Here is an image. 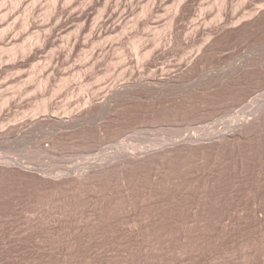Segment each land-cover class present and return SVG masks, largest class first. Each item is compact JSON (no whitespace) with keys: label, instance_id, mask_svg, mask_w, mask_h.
Returning a JSON list of instances; mask_svg holds the SVG:
<instances>
[{"label":"rangeland","instance_id":"374dc122","mask_svg":"<svg viewBox=\"0 0 264 264\" xmlns=\"http://www.w3.org/2000/svg\"><path fill=\"white\" fill-rule=\"evenodd\" d=\"M227 1L0 0V264H264V121L242 141L223 145L217 140L264 107V16L246 33L241 30L250 23V10H264V0ZM232 13L243 20L238 28H233L239 20ZM243 13L247 22L241 19ZM78 14L87 19L76 20ZM196 20L208 21L203 24L210 27L204 30ZM225 23H234L233 29L222 31ZM195 25L202 32H195ZM208 31L213 54L188 69L186 63ZM140 37L145 40L138 42L139 48ZM158 38L161 44L154 43ZM131 42L138 44V51ZM253 58L257 66L240 67ZM177 73L182 81L177 79L181 91L176 94L158 98L149 93L117 114L100 110L94 122L74 128L59 130L55 123L72 115V109L78 113L86 104L102 102L115 85L160 87L159 80ZM231 76L235 80L228 84ZM221 77L225 84L205 86ZM210 131L222 135L215 139ZM202 134L216 141L202 147L192 143ZM163 149L171 151L153 157L154 162L126 160L134 153ZM115 159L112 171L89 172Z\"/></svg>","mask_w":264,"mask_h":264},{"label":"bare ground","instance_id":"6f19581e","mask_svg":"<svg viewBox=\"0 0 264 264\" xmlns=\"http://www.w3.org/2000/svg\"><path fill=\"white\" fill-rule=\"evenodd\" d=\"M16 1V0H15ZM173 1V0H172ZM188 1V0H187ZM252 1V0H251ZM55 2H56V0H55ZM68 2V1H67ZM76 2V1H75ZM151 2V1H150ZM182 2V1H181ZM221 2H226V4H227V0H225V1H222L221 0ZM232 2V1H231ZM240 2H242L241 0H240ZM19 2H17L16 4H18ZM21 3H22V0H21ZM57 3V2H56ZM238 3V2H237ZM251 3V2H250ZM14 4V3H13ZM53 4H54V2H53ZM69 4V3H68ZM70 4H71V2H70ZM173 4V3H172ZM178 4V3H177ZM180 4V3H179ZM184 4V3H183ZM186 4V3H185ZM225 4V3H224ZM254 4V3H253ZM25 5V4H24ZM55 5V4H54ZM157 5V4H156ZM221 5V4H220ZM235 5V4H234ZM239 5V4H238ZM264 5V4H263ZM51 6V5H50ZM135 6V5H134ZM177 6H180V5H177ZM228 6H229V3H228ZM227 5H225V7H226V9H227V7H228ZM237 6V5H236ZM245 6V5H244ZM255 6V5H254ZM256 6H259V5H256ZM13 7V6H12ZM53 7V6H52ZM66 7V6H65ZM146 7H148V6H146ZM154 7V6H153ZM166 7H167V5H166ZM224 7V6H223ZM224 7V8H225ZM230 7V6H229ZM237 7H239V6H237ZM237 7H236V9H237ZM118 8V7H117ZM132 8V7H131ZM149 8V7H148ZM158 8V7H157ZM172 8V7H171ZM242 8V7H241ZM180 9V8H179ZM234 9V8H233ZM254 9V8H253ZM253 9L252 10H250V13L253 11ZM257 9V8H256ZM261 10H257V12H255V11H253L252 13H254V14H250V13H247V17L250 19V23H246V24H244L242 27H241V30H243L244 32H245V30L246 29H249L248 28V26H251L250 24H252L253 25V23H255V22H257V21H259V19L261 18L262 19V17L264 16V10H262V8H260ZM263 9H264V7H263ZM63 10V9H62ZM106 10V9H105ZM145 10H147V9H145ZM144 10V11H145ZM152 10H153V8H152ZM154 10H155V8H154ZM184 10V9H183ZM182 10V11H183ZM225 10V9H224ZM224 10H222V11H224ZM242 10V9H241ZM32 11V10H31ZM52 11V10H51ZM139 11V10H138ZM180 11V10H179ZM227 11V10H226ZM225 11V13H227L228 14V12H226ZM230 11H231V9H230ZM3 12V11H2ZM62 12V11H61ZM72 12V11H71ZM86 12V11H85ZM110 12V11H109ZM121 12V11H120ZM148 12V11H147ZM146 12V13H147ZM166 12H167V10H166ZM185 12V11H184ZM220 12V11H219ZM56 13V12H55ZM81 13H83V12H81ZM89 13V12H88ZM111 13V12H110ZM133 13H134V11H133ZM144 13V12H143ZM154 13V12H153ZM152 13V14H153ZM173 13V12H172ZM222 13V12H221ZM220 13V14H221ZM246 13V12H245ZM69 14H71V13H69ZM68 14V15H69ZM121 14V13H120ZM127 14V13H126ZM137 14V13H136ZM141 14V13H140ZM155 14V13H154ZM182 14V13H181ZM223 14H224V12H223ZM233 14V13H232ZM235 15H236V13H234ZM233 14V15H234ZM239 14V13H238ZM248 14H249V16H248ZM30 15V14H29ZM79 15V14H78ZM77 15V16H78ZM109 15V14H108ZM134 15V14H133ZM148 15V14H147ZM193 15V14H192ZM219 15V14H218ZM126 16V15H125ZM139 16V15H138ZM174 16V15H173ZM172 16V17H173ZM176 16V15H175ZM201 16V15H200ZM204 16V15H203ZM217 16V15H216ZM222 16V15H221ZM227 16V15H226ZM228 16L229 17H232V16H230L229 14H228ZM237 16V15H236ZM73 17V16H72ZM88 17V16H87ZM109 17V16H108ZM120 17V16H119ZM140 17V16H139ZM159 17V16H158ZM160 17H162V16H160ZM223 17H225V16H223ZM223 17H221V18H223ZM235 17V16H234ZM238 17V16H237ZM237 17H235V18H237ZM241 17H243V18H241V19H245V14L243 13V16H241ZM29 18V17H28ZM27 18V19H28ZM57 18H58V16H57ZM62 18V17H61ZM84 18H86V15L85 16H82V15H79V18L78 19H76V20H79V21H81L80 19H84ZM194 18V17H193ZM196 18V17H195ZM208 18V17H207ZM221 18L219 19V20H221ZM233 18V17H232ZM247 18V19H248ZM87 19V18H86ZM111 19V18H110ZM128 19V18H127ZM179 19H181V18H179ZM200 19H202L201 17H200ZM228 19V17L226 18V20ZM247 19H245L246 20V22H247ZM65 20V19H64ZM71 20V19H70ZM72 20H74L73 18H72ZM131 20V19H130ZM143 20V19H142ZM159 20V19H158ZM176 20V19H175ZM182 20V19H181ZM193 20V19H192ZM199 20V19H198ZM203 20V19H202ZM218 20V19H217ZM225 19L223 18L220 22H221V25H222V22H225L224 21ZM230 20H231V18H230ZM230 20H228V21H230ZM236 20V19H235ZM238 20H239V22H238ZM238 20H236L238 23H236V25H234L233 26V28H238V26H237V24L239 25V23L241 24V21H243V20H241L240 21V19H239V17H238ZM244 20V21H245ZM69 21V20H68ZM84 21V20H83ZM138 21V20H137ZM154 22H155V20H153ZM152 21V22H153ZM173 21V20H172ZM171 21V22H172ZM197 21V20H196ZM233 21V20H232ZM28 22V21H27ZM60 22V21H59ZM112 22V21H111ZM153 22V23H154ZM175 22V23H174ZM193 22V21H192ZM198 22V21H197ZM205 22H207L208 23V21H204V22H202V24L200 23V22H198V23H200L202 26L203 25H205V24H203V23H205ZM216 22V21H215ZM218 22V21H217ZM220 22H219V25L218 26H220ZM62 23V22H61ZM66 23V22H65ZM68 23V22H67ZM66 23V24H67ZM98 23V22H97ZM96 23V24H97ZM103 23V22H102ZM125 23V22H124ZM172 23H174V24H177L176 23V21H173ZM172 23H170V24H172ZM211 23V22H210ZM235 23V22H234ZM234 23H232V24H234ZM243 23V22H242ZM260 23V22H259ZM7 24V23H6ZM11 24V23H10ZM95 24V25H96ZM173 24V25H174ZM193 24H195L194 22H193ZM192 24V25H193ZM200 24H197L198 26L200 25ZM232 24H229V26H231V28H232ZM8 25V24H7ZM188 25V24H187ZM190 25V24H189ZM197 25H195V26H197ZM216 25V24H215ZM242 25V24H241ZM14 26V25H13ZM24 26V25H23ZM66 25L64 24V27H65ZM97 26V25H96ZM117 26V25H116ZM118 26H119V24H118ZM138 26V25H137ZM150 26V25H149ZM153 26V25H152ZM177 26V25H176ZM196 27V31L195 32H198V33H200V32H202V30L200 29V27ZM210 27V24L208 25H205V27ZM228 26V24H226L225 23V25H223L222 26V31H227V30H229V27ZM258 26V25H257ZM11 27V26H10ZM10 27H7V28H10ZM63 27V28H64ZM170 27V26H169ZM168 27V28H169ZM173 27V26H172ZM204 27V28H205ZM207 27H206V29H204V30H207ZM23 28V27H22ZM27 28V27H26ZM94 28H96L95 26H94ZM94 28H92V29H94ZM112 28V27H111ZM152 28V27H151ZM195 29V27H192V29ZM202 29H203V27H201ZM232 28V29H233ZM6 29V28H5ZM129 29V28H128ZM139 29V28H138ZM155 29V28H154ZM159 29H161V28H159ZM158 29V30H159ZM172 29V28H171ZM190 28H188V30H189ZM10 30V29H9ZM96 29H94V30H92V31H95ZM103 30H105V29H103ZM106 30H107V28H106ZM123 30V29H122ZM125 30V29H124ZM152 30V29H151ZM158 30H156L155 29V31L157 32ZM175 30V29H174ZM203 30V31H204ZM221 30V29H220ZM2 31V30H1ZM102 31V30H101ZM100 31V32H101ZM108 31V30H107ZM107 31H104L105 32V34L108 36V34L106 33ZM116 31V30H115ZM131 31V30H130ZM154 31V30H153ZM161 31V30H160ZM171 31V30H170ZM191 31V30H190ZM193 31V34H195L194 33V30H192ZM192 31H191V33H192ZM247 31V30H246ZM249 31V30H248ZM5 32V31H4ZM10 32V31H9ZM34 32H35V30H34ZM67 32V31H66ZM98 32V30L96 31V32H93V34L95 33H97ZM99 32V33H100ZM111 32V31H110ZM110 32H109V34H110ZM129 32V31H128ZM144 32V31H143ZM146 32V31H145ZM155 32V33H156ZM64 33H65V31H64ZM79 33V32H78ZM91 33V32H90ZM99 33H98V35L97 36H99ZM123 33V32H122ZM124 33H127V30H125V32ZM151 34H152V32H150ZM170 33H172V31L170 32ZM180 33V32H179ZM188 33V32H187ZM209 33V31L207 32V33H203V36L204 37H202V38H204L203 40H205V42H204V44H203V42H201L200 44H199V46H201L200 48H199V46H198V52H197V54L196 53H193L192 51V53H193V55H192V53L190 54V56L192 55L193 57L191 58V59H189L190 61L189 62H187L186 64H187V68L188 69H190V68H192L193 66H195L198 62H200V60L201 59H203V57H205L206 55H208V54H210V53H212L214 50H215V48L213 47V45H212V43H213V40L210 38V35H212V33L209 35L208 34ZM216 33V32H215ZM224 33V32H223ZM246 33V32H245ZM4 34V33H3ZM31 34V33H30ZM39 34V33H38ZM53 34V33H52ZM84 34V33H83ZM94 34V35H95ZM101 35H103L102 33H100ZM129 34V33H128ZM148 34V33H147ZM157 34H159V33H157ZM165 34V33H164ZM181 34V33H180ZM202 34V33H201ZM200 34V35H201ZM242 34V33H241ZM241 34H239V35H241ZM32 35V34H31ZM37 35V34H36ZM177 35H178V33H177ZM197 35V34H196ZM199 35V34H198ZM243 35V34H242ZM0 36H2V34L0 35ZM29 36V35H28ZM35 36V35H34ZM96 36V35H95ZM117 36V35H116ZM125 36V35H124ZM127 36V35H126ZM154 36V35H153ZM155 36H157V35H155ZM154 36V37H155ZM158 36H160V34L158 35ZM157 36V37H158ZM162 36H163V33H162ZM166 36V35H165ZM193 36V35H192ZM191 36V37H192ZM195 36V35H194ZM205 36H206V38H205ZM100 37V36H99ZM98 37V38H99ZM112 37V36H111ZM121 37H122V35H121ZM143 37V36H142ZM148 37V36H147ZM151 37V36H150ZM154 37H153V39H154ZM157 37H155V39L157 38ZM198 37L199 36H197V39H198ZM28 38V37H27ZM26 38V39H27ZM90 38V37H89ZM88 38V39H89ZM104 38V37H103ZM110 38V37H109ZM108 38V39H109ZM123 38V37H122ZM129 38V37H128ZM162 38V37H161ZM175 38V37H174ZM184 38H185V36H184ZM188 38V37H187ZM202 38H199V39H202ZM30 39V38H29ZM101 39V38H100ZM120 39V38H119ZM141 41H139V40H137L136 42L138 43V42H143L145 39H143L142 40V38L140 37L139 38ZM154 39V40H155ZM178 39H179V37H178ZM191 39H193V38H191ZM195 40H197L196 39V37L194 38ZM36 40V39H35ZM98 40V39H97ZM111 40V39H110ZM109 40V41H110ZM118 40V39H117ZM123 40V39H122ZM130 40V39H129ZM169 40H170V38H169ZM188 41L190 40V39H187ZM23 41V40H22ZM32 41V40H31ZM39 41V40H38ZM44 41V40H43ZM91 41H93V40H91ZM99 41V40H98ZM101 41V40H100ZM105 41H107L106 39H105ZM114 41V40H113ZM126 41V40H125ZM131 41V40H130ZM134 41H135V39H134ZM150 41V40H149ZM153 41V40H152ZM160 41H162V39H157L156 41H154V43H156V44H159V42ZM171 42L173 41V35H172V39L170 40ZM182 41V40H181ZM192 42H193V40H191ZM202 41V40H201ZM26 42V41H25ZM30 42V41H29ZM36 41H34V43H35ZM80 42V41H79ZM88 42V41H87ZM102 42V41H101ZM100 42V43H101ZM116 42V41H115ZM115 42H113L112 43V45L115 43ZM120 42V41H119ZM118 42V43H119ZM136 42H131V43H134V44H132V48L134 47V46H136L134 49H136L137 50V47H138V44H139V48L141 47V45L142 44H140V43H138L137 45L135 44ZM174 42H175V40H174ZM177 42V41H176ZM179 42V41H178ZM186 42V41H185ZM27 43V42H26ZM32 43V42H31ZM39 43V42H38ZM77 43V42H76ZM95 43V42H94ZM96 43H98V42H96ZM103 43V42H102ZM117 43V45H119ZM146 43V42H145ZM149 43V42H148ZM165 43V42H164ZM186 43H188V42H186ZM108 44V43H107ZM147 44V43H146ZM160 44H161V42H160ZM168 44H170V42L168 43ZM18 45V44H17ZM21 45V44H20ZM26 45V44H25ZM88 45V44H87ZM111 45V46H112ZM171 45H173L172 43H171ZM190 45V44H189ZM12 46V45H11ZM24 46V45H23ZM22 46V47H23ZM94 47H95V45H93ZM97 46V45H96ZM102 46V45H101ZM114 46V45H113ZM128 46V45H127ZM156 47H157V45H155ZM160 46V45H159ZM163 46V45H162ZM182 46V45H181ZM185 46V45H184ZM183 46V47H184ZM192 46V45H191ZM131 47V46H130ZM147 47V46H146ZM151 47V46H150ZM182 47V48H183ZM187 47V46H186ZM216 47V46H215ZM218 47V46H217ZM3 48V47H2ZM6 48V47H5ZM15 48V47H14ZM32 48V47H31ZM98 48V47H97ZM103 48V47H102ZM126 48V47H125ZM124 48V49H125ZM155 48V47H154ZM158 48V47H157ZM163 48V47H162ZM170 48H172V47H170ZM11 49V48H10ZM23 49V48H22ZM112 49H113V47H112ZM112 49H110V50H112ZM123 49V50H124ZM159 49V48H158ZM173 49V48H172ZM184 49V48H183ZM189 49V48H188ZM196 49V48H195ZM6 50V49H5ZM28 50V49H27ZM127 50V49H126ZM193 50H194V48H193ZM4 51V50H3ZM108 50H106V52H107ZM122 51V50H121ZM120 51V52H121ZM133 51H135V50H133ZM138 51V50H137ZM153 51V50H152ZM164 51H167V50H164ZM182 51V50H181ZM18 51H16V53H17ZM24 53H25V51H23ZM92 52V51H91ZM94 52H95V50H94ZM100 52V51H99ZM118 52V51H117ZM131 52H132V50H131ZM130 52V53H131ZM141 52V51H140ZM149 52L150 51H148V54H147V52H145L147 55V57H149V55L151 56V54H149ZM154 52H156V51H154ZM159 52V51H158ZM168 52V51H167ZM171 52V51H170ZM183 52V51H182ZM190 52V51H189ZM3 53V52H2ZM1 53V54H2ZM11 53V52H10ZM13 53V52H12ZM87 53V52H86ZM93 53V52H92ZM105 53V52H104ZM108 53V52H107ZM116 53V52H115ZM119 53V52H118ZM162 53V52H161ZM89 54V53H88ZM97 54H98V52H97ZM97 54H96V56H97ZM106 54V53H105ZM177 54H178V52H177ZM196 54V55H195ZM213 54V53H212ZM8 55V54H7ZM13 55H14V53H13ZM92 55V54H91ZM90 55V56H91ZM107 55V54H106ZM121 55L122 54H120L119 56L121 57ZM125 55V54H124ZM162 55V54H161ZM170 55V54H169ZM176 55V54H175ZM263 55V54H262ZM15 56V55H14ZM89 56V57H90ZM94 56H95V53H94ZM145 56V55H144ZM145 56V57H146ZM163 56H165L164 58H166V54L165 55H163ZM186 56V55H185ZM187 56H189V55H187ZM3 57V56H2ZM16 57V56H15ZM88 57V58H89ZM98 57V56H97ZM109 57V56H108ZM118 57V56H117ZM133 58H134V55L132 56ZM131 57V58H132ZM210 57V56H209ZM143 58L144 57H142V60H143ZM163 58V59H164ZM171 58V57H170ZM188 58V57H187ZM190 58V57H189ZM74 59V58H73ZM85 59V58H84ZM90 59H92V58H90ZM89 59V60H90ZM97 59V58H96ZM123 59V58H122ZM147 59V58H146ZM150 59V58H149ZM148 59V60H149ZM168 59V58H167ZM184 59V58H183ZM10 60V59H9ZM68 60V59H67ZM82 60V59H81ZM80 60V61H81ZM87 60V59H86ZM107 60V59H106ZM109 60V59H108ZM124 60H125V58H124ZM133 60V59H132ZM172 60V59H171ZM181 60V59H180ZM255 60H256V58H255ZM262 60V59H261ZM2 61V60H1ZM0 61V62H1ZM5 61V60H4ZM74 61H75V59H74ZM93 61V60H92ZM118 61V60H117ZM127 61V60H126ZM126 61H125V63H124V65L126 64ZM128 61H129V59H128ZM139 61V60H138ZM73 62V61H72ZM86 62V61H85ZM91 62V61H90ZM102 62V61H101ZM100 62V63H101ZM103 62H104V60H103ZM106 62V61H105ZM157 62V61H156ZM169 62V61H168ZM182 62V61H181ZM82 63H84V60H83V62ZM81 63V64H82ZM138 63V62H137ZM142 63H143V61H142ZM141 63V64H142ZM92 64V63H91ZM114 64V63H113ZM120 64V63H119ZM179 64V63H178ZM181 64V63H180ZM254 64V66L256 65L257 66V64H256V61H254V58H253V61H250V62H248V63H244V65H241L240 67H243V68H245L244 66H246V67H248L249 65H253ZM54 65V64H53ZM75 65V64H74ZM97 65V64H96ZM108 65V64H107ZM110 65V64H109ZM115 65V64H114ZM143 65V64H142ZM153 65H155V64H153ZM158 65H160V64H158ZM166 65V64H165ZM202 65V64H201ZM72 66V65H71ZM76 66V65H75ZM80 66V65H79ZM87 66V65H86ZM91 66V65H90ZM95 66V65H94ZM146 66V65H145ZM149 66V65H148ZM148 66H147V68H148ZM151 66V65H150ZM171 66V65H170ZM181 66H183V65H181ZM264 66V65H263ZM64 67V66H63ZM89 67V66H88ZM174 67V66H173ZM175 67H178V66H175ZM54 68V67H53ZM52 68V69H53ZM150 68V67H149ZM239 68V67H238ZM243 68H241L240 69V71H242V70H244ZM93 69V68H92ZM99 69V68H98ZM165 69V68H164ZM182 69V68H181ZM187 69V70H188ZM257 69V68H256ZM89 70V69H88ZM126 70V69H125ZM146 70V69H145ZM167 70V69H166ZM169 70V69H168ZM167 70V71H168ZM197 70V69H196ZM195 70V71H196ZM260 70H261V68H260ZM264 70V69H263ZM99 71V70H98ZM109 71V70H108ZM142 71V70H141ZM170 71V70H169ZM175 71V70H174ZM184 71V70H183ZM191 71V70H190ZM239 71V72H240ZM57 72V71H56ZM62 72V71H61ZM93 72H94V70H93ZM171 72H173V71H171ZM176 72V71H175ZM181 72V71H180ZM187 72V71H186ZM247 72V71H246ZM50 73V72H49ZM52 73H54V72H52ZM64 73V72H63ZM66 73V72H65ZM108 73V72H107ZM152 73V72H151ZM157 73V72H156ZM170 73V72H169ZM241 73V72H240ZM86 74H88V73H86ZM95 74V73H94ZM125 74V73H124ZM165 75H166V73H164ZM163 74V75H164ZM171 74V73H170ZM238 74V73H237ZM246 74V73H245ZM245 74H244V77H245ZM252 74V73H251ZM32 75V74H31ZM49 75V74H48ZM54 75V74H53ZM89 75V74H88ZM172 75H174V74H172ZM180 75V74H179ZM178 75V73H177V75L175 76V77H173V79H172V76H171V79H170V77L168 78V79H165V80H163V81H158L162 86H160V87H154V86H152V85H149V84H147V83H138V84H123V85H120L118 88H116L117 86L115 85V88H113L112 89V91H110V92H108L109 90H111V89H109L108 91H107V93L106 92H103V93H106L107 95L104 97L103 96V98H101V99H104V100H101L102 102H98V104L97 105H95V104H93V103H91V104H86L84 107H82L83 109H81V107H80V109L81 110H78L77 109V112L78 113H76V112H74V110L72 109V111H73V114H72V111H71V113L70 114H72V115H68V114H66L67 115V117L66 118H59V117H57V118H59V120H56L55 121V123L59 126V130L61 129V130H63V129H67V128H74V127H77V126H79L82 122H88V123H92V122H94V120H96V116H97V114H98V112L100 111V110H104V111H106V112H109V113H115L119 108L121 109V107H123L124 105L126 106V105H128V103L130 104V102L132 103V101H135V100H140V99H142V98H146L147 97V95L149 94V93H155L156 95H157V97L159 96V97H161L162 96V98H163V95H166L165 97H167L169 94L171 95V94H176V93H178L179 91H181V87L179 88L178 87V81H177V79H179L180 78V76ZM222 75H224V74H222ZM240 75V74H239ZM249 75V74H248ZM85 76V75H84ZM91 76V75H90ZM94 76V75H93ZM156 76V75H155ZM226 76V75H225ZM243 76V75H242ZM60 77H62V76H60ZM59 77V78H60ZM86 77V76H85ZM92 77V76H91ZM98 77V76H97ZM106 77V76H105ZM104 77V78H105ZM163 77V76H162ZM189 77V76H188ZM55 78V77H54ZM57 78V77H56ZM95 78V77H94ZM100 78V77H99ZM160 78V77H159ZM220 78V77H219ZM223 77H221V79H218L217 78V80H215L214 78V82L212 83H210V81H211V79H210V81H207V83L209 82V85L208 84H206L205 86L208 88V87H218L219 85H222L223 83H224V81H223V79H222ZM237 78V77H236ZM239 78V77H238ZM243 78V77H242ZM45 79V78H44ZM61 79V78H60ZM59 79V80H60ZM63 79V78H62ZM61 79V80H62ZM98 79V78H97ZM212 79V80H213ZM235 80V78H234V76H231L230 77V79L227 81V83L228 84H231V82H232V80ZM40 80H42V79H40ZM82 80V79H81ZM125 80V79H124ZM127 80V79H126ZM130 80V79H129ZM180 81H182L181 79H179ZM238 80V79H237ZM48 81V80H47ZM66 81L68 82V80L66 79ZM145 81V80H144ZM190 81V80H189ZM239 81V80H238ZM242 81V80H241ZM42 82V81H41ZM56 82V81H55ZM67 82H65V83H67ZM128 82V81H127ZM135 82V81H134ZM185 82V81H184ZM235 82V81H234ZM124 83V82H123ZM130 83V82H129ZM187 83V82H186ZM226 83V82H225ZM224 83V84H225ZM236 83V82H235ZM44 84V83H43ZM105 84V83H104ZM121 84H122V82H121ZM182 83H180V85H181ZM242 84V83H241ZM37 85V84H36ZM46 85V84H45ZM233 85H235V84H233ZM238 85H239V83H238ZM62 86V85H61ZM232 86V85H231ZM247 86V85H246ZM38 87V86H37ZM36 87V88H37ZM83 87L84 86H82V87H80V89H81V91L82 90H84L85 89V87H84V89H83ZM87 87V86H86ZM106 87V86H105ZM203 88H205L204 86H202ZM27 88V87H26ZM40 88H41V90L43 89L42 87H41V83H40ZM102 88V87H101ZM111 88V87H110ZM178 88L180 89L179 91H178ZM209 88V89H210ZM232 88H234V86L232 87ZM244 88V87H243ZM254 88V87H253ZM55 89V88H54ZM102 89H104V86H103V88ZM200 89V88H199ZM206 89V88H205ZM44 90V89H43ZM105 90H107L106 88H105ZM201 90V89H200ZM208 90V89H207ZM252 90V89H251ZM28 91V90H27ZM45 91V90H44ZM101 91H103V90H101ZM206 91V90H205ZM209 91V90H208ZM216 92H218L217 90H215ZM236 91V90H235ZM23 92V91H22ZM46 92V91H45ZM100 92V91H99ZM183 92V91H182ZM200 92V91H199ZM213 92V91H212ZM232 92V91H231ZM29 93V92H28ZM98 93V92H97ZM211 93V92H210ZM209 93V94H210ZM250 93V92H249ZM30 94V93H29ZM28 94V95H29ZM54 94V93H53ZM193 94V93H192ZM203 94V93H202ZM231 94V93H230ZM239 94V93H238ZM245 94V93H244ZM26 95V94H25ZM51 95V94H50ZM95 95V94H94ZM93 95V96H94ZM105 95V94H104ZM197 95V94H196ZM195 95V96H196ZM201 95V94H200ZM249 95V94H248ZM98 96H100V95H98ZM190 96V95H189ZM243 96V95H242ZM83 97H84V95H83ZM97 97V96H96ZM158 97V98H159ZM164 97V98H165ZM200 97V96H199ZM6 98V97H5ZM9 98V97H8ZM7 98V99H8ZM46 98H47V96H46ZM92 98V97H91ZM236 98V97H235ZM42 99V98H41ZM51 99V98H50ZM90 99V98H89ZM99 99V98H98ZM183 99V98H182ZM244 99V98H243ZM6 100V99H5ZM46 100V99H45ZM44 100V103L46 102ZM83 100V99H82ZM241 99H239V101H240ZM2 101V100H1ZM42 101H43V99H42ZM92 101V100H91ZM97 101V100H96ZM153 101V100H152ZM157 101H158V99H157ZM243 101V100H242ZM5 102V101H4ZM8 102H10V101H7V103ZM82 102H84V101H82ZM89 102H90V100H89ZM6 103V105H8ZM43 103V102H42ZM43 103V104H44ZM47 103V102H46ZM88 103V102H87ZM100 103V104H99ZM141 103V102H140ZM238 103V102H237ZM43 104H41L39 107H41L42 106V108L44 107V105ZM50 104V103H49ZM81 104V103H80ZM2 105H4V104H2ZM88 105V106H87ZM235 105V104H234ZM5 106V105H4ZM38 106V105H37ZM52 106V105H51ZM124 106V107H125ZM132 106V105H131ZM264 106V105H263ZM47 107V106H46ZM46 107H44V108H46ZM127 107V106H126ZM48 108H49V106H48ZM53 108V107H52ZM230 108V107H229ZM39 110H41L40 108H38ZM67 109V108H66ZM66 109H64V110H66ZM119 109V110H120ZM231 109V108H230ZM45 111H49V110H47V108L46 109H44ZM35 111H37V110H35ZM241 111H243V110H241ZM43 112V111H42ZM103 112V111H102ZM244 112V111H243ZM242 112V113H243ZM38 113H40V112H38ZM46 113V112H45ZM52 113V112H51ZM69 113V112H68ZM75 113V114H74ZM105 113V112H104ZM118 112H116V114H117ZM238 113H240V112H238ZM253 113H254V115H252L253 116V118H251V119H248V120H245V121H241L242 120V117H241V122H242V124H239V125H241V126H239L238 125V128H236L235 130H233L234 128H232L231 130H229L230 131V133H227V132H229V131H227V132H223V133H225V134H223L222 135V133H220V134H218L217 133V135H222V136H217V135H214L215 133H216V131H215V133H212L211 131V133H212V135H213V137L214 136H217V137H219V138H217V140L219 141V142H222V144L224 145L225 143L224 142H227V141H236V140H241L242 141V139L244 138V135H246L247 137H248V135L250 134V133H252V132H254V130L257 132V130H260V129H258V125H261V124H263L262 123V121H264V107H259V108H256V110L255 111H253ZM103 114V113H102ZM241 114V113H240ZM245 113H243V115H244ZM56 115V114H55ZM60 115V114H59ZM64 115V114H63ZM65 115V116H66ZM242 115V114H241ZM106 116V115H105ZM237 117V116H236ZM236 117H233V118H236ZM36 118V117H35ZM101 118V117H100ZM239 118V117H238ZM111 119V118H110ZM34 120V119H33ZM36 120V119H35ZM239 120V119H238ZM237 121V120H236ZM96 122V121H95ZM105 122V121H104ZM107 122H109V121H107ZM236 123V122H235ZM37 124H39V122H37L36 121V123H34V125H37ZM94 124V123H93ZM29 125V124H28ZM40 125V124H39ZM105 124H103V126H104ZM172 125V124H171ZM177 125V124H176ZM38 126V125H37ZM258 126V127H257ZM31 127V126H30ZM36 127V126H35ZM102 127V126H101ZM174 127V126H173ZM232 127V126H231ZM34 128V127H33ZM182 128V130H183V126L181 127ZM257 130H256V129ZM36 129H37V127H36ZM40 129V128H39ZM80 129H81V127H80ZM83 129V128H82ZM81 129V130H82ZM97 129V128H96ZM173 129V128H172ZM175 129H179L178 127L177 128H175ZM230 129V128H229ZM264 129V128H263ZM263 129H262V131H263ZM33 130V129H32ZM182 130H180L179 129V131H181L182 133L184 132V130L182 131ZM186 130V129H185ZM76 131V130H75ZM74 131V132H75ZM78 131V130H77ZM99 131V130H98ZM102 131V130H101ZM167 131V130H166ZM169 131H170V129H169ZM173 131H175V133H176V130H173ZM58 132V131H57ZM172 132V131H171ZM207 132H208V130H207ZM207 132L205 133V134H207ZM60 133H61V131H60ZM169 133V132H168ZM173 133V132H172ZM182 133H179L178 132V134H182ZM210 133V134H211ZM227 133V134H226ZM260 133H262V132H260ZM178 134H177V136H178ZM197 134V133H196ZM204 134V133H203ZM202 134V136H197V137H193L192 138V140L190 139V142L192 141V143H196L197 145L199 144V145H201V144H207V142L209 143H213V141L215 142L216 140V138L214 139V138H209L208 136H207V138H204L205 136ZM210 134H209V136H210ZM176 135V134H175ZM175 135H173V137L172 138H174V137H176ZM193 135V134H192ZM201 135V134H200ZM211 135V136H212ZM254 135V134H253ZM171 136V135H170ZM191 136V135H190ZM249 136H251V135H249ZM169 138V137H168ZM171 138V137H170ZM188 138H189V136H188ZM184 139V138H183ZM186 139V138H185ZM185 139H184V141H185ZM206 139V140H205ZM166 140V139H165ZM172 139H170V141H171ZM175 140V139H174ZM205 140V141H204ZM217 141V142H218ZM238 141V142H239ZM163 144H164V142L163 141H161ZM161 142L160 143H158V144H161ZM165 142H167V140L165 141ZM168 142H169V140H168ZM167 142V143H168ZM173 142V141H172ZM179 142H181V141H179ZM189 142V141H188ZM218 142V143H219ZM237 142V141H236ZM170 143V142H169ZM176 143H177V141H176ZM182 143H183V141H182ZM218 143H216V144H218ZM123 144V143H122ZM125 144V143H124ZM166 144V143H165ZM164 144V145H165ZM171 144V143H170ZM185 144H186V142H185ZM185 144H182V146H184ZM219 144H221V143H219ZM221 144V145H222ZM227 144V143H226ZM229 144V143H228ZM173 145V144H172ZM178 145V144H177ZM180 146H181V144H179ZM192 144L191 143H189V145L188 146H191ZM198 145V146H199ZM231 145V144H230ZM120 146V145H119ZM157 146V147H156ZM171 146V145H170ZM176 146V145H175ZM174 146V147H175ZM182 146H181V148H182ZM187 146V145H186ZM197 146V147H198ZM203 145H201V147H202ZM204 146H206V145H204ZM210 146V145H209ZM220 146V145H219ZM124 147H125V145H124ZM153 147H156V149L157 148H159V146L158 145H155V146H153ZM163 147H166V146H163ZM176 147H178V146H176ZM175 147V148H176ZM212 147V146H211ZM224 147V146H223ZM35 147H33V149H34ZM119 148V147H118ZM128 148V147H127ZM151 148H152V146H151ZM150 148V149H151ZM162 148V147H161ZM167 148H168V146H167ZM180 148V149H181ZM184 148H186V147H184ZM193 148V147H192ZM195 148V147H194ZM200 148V147H199ZM122 149H123V147H122ZM124 149H126V148H124ZM153 149V148H152ZM155 149V148H154ZM191 149V148H190ZM128 150V149H127ZM162 150V149H161ZM167 150V149H166ZM172 150H176V149H172ZM177 150H179V149H177ZM29 151V150H28ZM28 151H25L24 153L26 154V152H28ZM34 151H36V150H34ZM147 151V150H146ZM149 151V150H148ZM147 151V153L146 152H143L142 154H139V155H135V153H134V155L133 156H131V157H127L126 158V160L129 158H131L132 159V161L134 160L136 163L137 162H143V161H145L147 158H152V161L154 160L153 159V157L154 158H159V157H163L164 155L166 156L167 154H169L170 153V149L169 150H167V151H165L164 149H163V151H162V153H159V152H161V151H159L158 153L157 152H151V150H150V152L151 153H149ZM155 151V150H154ZM21 152V151H20ZM31 152H33V151H31ZM38 152V151H37ZM40 152V151H39ZM42 152V151H41ZM41 152H40V154H41ZM123 152H125V151H123ZM174 152V151H173ZM23 153V152H22ZM21 153V154H22ZM23 153V154H24ZM29 153V152H28ZM131 153V152H130ZM139 153V152H138ZM138 153H136V154H138ZM30 154V153H29ZM33 154H36V152H34ZM38 154L39 153H37V156H38ZM46 154V153H45ZM131 155V154H130ZM25 156H27V154L25 155ZM32 156V155H31ZM30 156V157H31ZM123 156V155H122ZM28 157V156H27ZM29 157V158H30ZM36 157V156H35ZM44 157V156H43ZM108 157V156H107ZM26 158V157H25ZM32 158H34V155H33V157ZM38 158V157H37ZM41 158V157H40ZM124 158V157H123ZM39 159V158H38ZM43 159V158H42ZM119 159V158H118ZM117 159V160H118ZM121 159H122V157H121ZM128 159V160H129ZM130 159V160H131ZM19 160V159H18ZM29 160V159H28ZM33 160V159H32ZM105 160H106V157H105ZM123 160H125V159H122V161ZM126 160L124 161V162H126ZM148 160V159H147ZM36 161V160H35ZM39 161V160H38ZM102 161H104V160H102ZM107 161H108V159H107ZM120 159H119V162L118 163H120ZM131 161V162H132ZM134 161H133V163H134ZM19 162H21V161H19ZM101 162V161H100ZM109 162H111V161H109ZM115 162H116V165H117V161H116V159H115V161L112 163V165H110V164H106V165H104V163L102 164L103 166H101V167H99L98 166V164H97V168H96V170L97 171H94L93 172V169H90V171L89 172H92V173H95V172H99L100 173V171H107L110 167L113 169V167L114 168H116L117 166H115ZM128 162V161H127ZM130 162V161H129ZM146 162V161H145ZM150 162V161H149ZM154 162V161H153ZM28 163V162H27ZM30 163V162H29ZM102 163V162H101ZM101 163H99V164H101ZM121 163H123V162H121ZM140 163V164H141ZM148 163V162H147ZM151 163V162H150ZM16 164V163H15ZM114 164V165H113ZM124 164V163H123ZM122 164V165H123ZM128 165L129 164H131V163H127ZM126 164V165H127ZM146 164V163H145ZM144 164V165H145ZM94 165V164H93ZM121 165V164H120ZM125 165V166H126ZM127 165V166H128ZM133 165V164H132ZM134 165H136V164H134ZM137 165H139V164H137ZM7 166V165H6ZM124 166V165H123ZM78 167V166H77ZM95 167V166H94ZM93 167V168H94ZM130 167V166H129ZM132 167V166H131ZM8 168V167H7ZM30 168V167H29ZM83 168V167H82ZM81 168V169H82ZM90 167H88V169H89ZM84 169V168H83ZM117 169H119V167L117 168ZM40 170V169H39ZM109 170H111V169H109ZM85 171V170H84ZM87 171V170H86ZM112 171V170H111ZM114 171H115V169H114ZM63 172V171H62ZM61 172V173H62ZM83 172V171H82ZM81 172V173H82ZM88 173V172H87ZM83 174H86V172L85 173H83ZM98 174V173H97ZM64 175V174H63ZM87 175H89V174H87ZM69 176V175H68ZM74 176V175H73ZM84 176V175H83ZM86 176V175H85ZM85 176H84V178H85ZM89 176H91V174L89 175ZM66 177V176H65ZM78 177V176H77ZM78 180V179H77ZM84 180V179H83Z\"/></svg>","mask_w":264,"mask_h":264}]
</instances>
